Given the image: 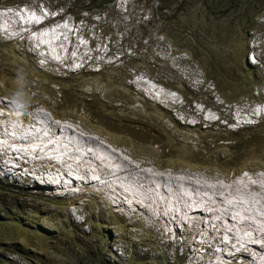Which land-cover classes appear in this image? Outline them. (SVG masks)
I'll return each instance as SVG.
<instances>
[{
  "label": "rangeland",
  "instance_id": "374dc122",
  "mask_svg": "<svg viewBox=\"0 0 264 264\" xmlns=\"http://www.w3.org/2000/svg\"><path fill=\"white\" fill-rule=\"evenodd\" d=\"M44 1L0 6V264H90L88 256L95 264H264V239L221 216L234 206L233 180L247 173L251 183L257 174L264 180V82L250 93L245 84L249 52L248 62L264 69V30L247 36V11L237 15L234 35L212 34L201 43L209 57L197 62L148 23L150 1L115 0L76 21L68 5L53 13ZM253 23L264 26V11ZM212 68L223 82L207 77ZM20 69L28 106L18 116L11 96ZM43 118L119 151L150 178H185L201 187L198 195L213 190L215 210L201 208L196 189L183 184L190 199L171 209L167 176L139 190L100 179L91 163L88 177L84 168L64 171L72 162L54 166L45 147L36 161L28 139Z\"/></svg>",
  "mask_w": 264,
  "mask_h": 264
},
{
  "label": "bare ground",
  "instance_id": "6f19581e",
  "mask_svg": "<svg viewBox=\"0 0 264 264\" xmlns=\"http://www.w3.org/2000/svg\"><path fill=\"white\" fill-rule=\"evenodd\" d=\"M43 120H45V123H46V125H44V128L42 129L41 125H38L35 123V125H37L39 130L33 135V137L28 139V144L36 145L38 148L35 151H33L36 153L35 156H37V159L34 158L36 161L40 162L39 159L42 160L45 158V157H42L41 154L44 152V150L46 148L47 150H49V153H50V151L52 153V154H49L48 156L51 157V162L54 164V166L56 164H64V163L72 162L70 166H66L64 168V171L70 170L69 167H71V166L72 167H78V168H84V169H82V171H80V174H82L83 177H88V173H86L87 170L85 168H88L89 167L88 163H91L93 165L92 168L95 167V169L94 168L92 169V172L95 174L101 175V176H99L100 179H102L104 181H115V180L120 181V179H121L122 182H123V180L126 181L127 184L129 186H131V189L137 188L139 190L146 189V187L148 185H151V186L155 185L156 182L158 181V178H161L163 181H165L166 180L165 176H167L169 178V183H170L171 189L173 192H175V195H176L175 196L176 199L174 200V203H170L172 206L171 209L177 210V208H179L183 205L182 200L185 201V203L186 202L188 203V200L190 199V198L188 199L187 195H186L188 193V191L183 190V189H182L183 191H180L179 185L183 184L184 189L185 188L192 189L193 192H194L193 189H196L195 192H196L197 196L201 197V200L197 201L195 194L193 196L195 197V200L198 203L199 202L202 203L201 208H204L206 206H212L215 210V205H212L209 202V200L210 201L213 200L212 194H211L213 190L207 189L206 191H208V193H206V195H198V194H200V192H198V191L201 189V187L199 185L192 184V183L188 182L187 180L185 181V178L177 179L175 177H170L166 174H165V176H159V175L155 176L154 175L155 176L154 178H150V174H148L147 170H146L147 168L146 169L137 168L135 165H133V166H135V167H133L130 164V162L128 160H126L123 155H121V153L119 151H116V150L113 151L112 149H110L109 146H108L109 147L108 148L107 146L101 144V142L97 141L96 139H92V137L81 134L77 129L72 128V127L69 128L67 130V132L64 133L65 126L63 127V124H67L65 122H58L57 123V121H55L54 119H53L54 120L53 121L50 118H46V119L43 118ZM67 126H69V125L67 124ZM59 128H62L60 133H59ZM43 132H46V134L43 135ZM58 133H59V135H58ZM50 139H52L53 141L49 142ZM45 143H46V145H45ZM47 145L48 146L51 145V147H48ZM43 147H45L44 150L39 149V148H43ZM52 147H53V149H52ZM60 148L70 149L72 154L66 155V154H64V151H62ZM87 149H88V151L86 153ZM82 153H84V155H82ZM38 154H39V156H38ZM53 154H55V155H53ZM60 155L63 157V159ZM24 156H26V155H24ZM48 156H46V157H48ZM56 156H59V159H58L59 162L57 159H55ZM79 157H81V158L83 157L84 159L80 160ZM81 161L84 162V164H81ZM32 162L33 161H31L30 159L28 161L27 160L24 161V163H22V161H21V163L25 164L26 166L31 165ZM12 163H14V162H12ZM38 167L39 168H45V166L43 164L38 166ZM89 168H91V167H89ZM15 169L21 170V167L14 168L13 169L14 172H15ZM51 170L54 171L53 168ZM50 172L51 171H49L48 173H50ZM134 175L137 178L134 177ZM70 176H71V174H70ZM245 176H250V175L247 174L244 176H239V177H237V179L233 180L228 185V190H229L228 197H233L234 206L231 205L230 209L223 210L224 214L221 216L224 218L225 222H227V221L232 222V223L240 222L239 226H242L243 229L245 230V232L251 233L253 238L264 239V180L258 179L259 176L257 175L258 178L254 177L255 179L251 183L250 182L251 180L249 181V178L245 177ZM21 179H25V178L22 177ZM189 179H191V178H189ZM44 185L53 186L51 183L50 184L45 183ZM54 185H55L54 186L55 189H64V186H62V185L61 186L60 185L58 186L57 184H54ZM73 185H76V184L73 183ZM77 185L79 187L82 186L81 188H83V186H86L87 184L86 183H80V184L78 183ZM166 185H167L166 190H163L165 193H167V191L169 190V185L168 184H166ZM84 188L87 189V187H84ZM91 188H94V187L92 186ZM204 188H206V187H204ZM151 189H152V187L148 188V192H149L148 194H151V195L155 194L157 196L159 195L157 191L150 192ZM50 191H52V190H50ZM77 191L78 190H75L73 192H77ZM127 191L131 192L130 190H127ZM183 195H185L186 197H184ZM190 196L191 195H189V197ZM182 197H183V199H182ZM199 197H198V199H199ZM177 198L180 199V200H178V203H177ZM207 198H208V200H206ZM164 204L165 203L163 202V205ZM220 209H222V208H220ZM174 212H175L174 213L175 219L179 218V215L176 214V211H174ZM219 212H221V211H219ZM219 212L215 213V211H214L213 214L219 216L220 215ZM215 217H217V216H215ZM240 219H242V220H240ZM236 235H237V233H236Z\"/></svg>",
  "mask_w": 264,
  "mask_h": 264
},
{
  "label": "trees",
  "instance_id": "16d2710c",
  "mask_svg": "<svg viewBox=\"0 0 264 264\" xmlns=\"http://www.w3.org/2000/svg\"><path fill=\"white\" fill-rule=\"evenodd\" d=\"M41 2L44 0H5L0 3V6H19L24 7L30 2ZM46 7L50 11L56 13L63 6L66 11L74 17V20L82 19L77 15L87 12L92 17L94 14L100 15L102 12L110 8L115 0H45ZM44 1V2H45ZM50 1L54 5L50 6ZM63 3H61V2ZM150 11V20L148 23L154 30H158L165 38L171 40L174 47L186 50L192 58L199 61L198 55H203L207 58L209 53L205 51L201 43L205 42L213 34L225 35L230 37L234 35L233 21L237 15L246 16L247 11V36L250 32H261L264 30L262 23H253L260 11L264 9V0H133L137 5L143 2ZM60 3L59 6H56ZM223 5H225L223 7ZM230 10V11H229ZM74 11V12H73ZM76 14V16H75ZM238 17V16H237ZM224 24V28L221 26ZM242 34V31H239ZM243 34H245L243 32ZM147 36V35H146ZM144 36V37H146ZM259 60H262L260 57ZM219 71V70H218ZM220 70L215 71V68L207 71L209 79L213 82H223V74ZM256 75L258 78L256 79ZM264 82V71L257 66H250L247 63V93H250L252 87H260ZM220 90V88H218ZM238 130L232 131V141L235 144L238 140ZM221 138V137H220ZM221 140L217 138L216 141ZM216 141H213L216 142ZM9 222H12L10 219ZM3 221L2 223L8 222ZM90 264L94 263V258L88 256ZM9 264V262L7 261Z\"/></svg>",
  "mask_w": 264,
  "mask_h": 264
},
{
  "label": "clouds",
  "instance_id": "9594fccd",
  "mask_svg": "<svg viewBox=\"0 0 264 264\" xmlns=\"http://www.w3.org/2000/svg\"><path fill=\"white\" fill-rule=\"evenodd\" d=\"M22 8L23 7H19V9H22ZM262 11H264V9H262L260 11V13ZM248 54L249 55H247V63H249L248 62V56L250 57V55H252V53L249 52ZM250 66H257V65L250 64ZM261 70L264 71V69H261ZM16 85H17V87L13 91L12 96H11V104H12L14 110L16 111L17 115L19 116V115L23 114V112L26 110V108L28 106V98H27V93L25 90V88H26V77H25V74H24L22 69L18 70V72H17ZM62 128H59V133L62 130ZM59 133H58V135H59ZM69 207L73 208L74 210H75V208H77L74 205H69Z\"/></svg>",
  "mask_w": 264,
  "mask_h": 264
}]
</instances>
